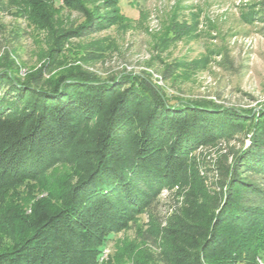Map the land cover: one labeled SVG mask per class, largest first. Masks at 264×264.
I'll return each mask as SVG.
<instances>
[{"label":"trees","instance_id":"trees-1","mask_svg":"<svg viewBox=\"0 0 264 264\" xmlns=\"http://www.w3.org/2000/svg\"><path fill=\"white\" fill-rule=\"evenodd\" d=\"M66 1L85 11L78 0ZM30 4L36 18L51 19L44 0ZM98 25L95 18L75 35L108 24ZM12 67L0 71V202L68 161L76 147L86 149V165L67 207L42 212L29 237L0 253V264H100L109 237L147 211L162 189L194 185L198 191L193 152L239 133L252 135L248 149L233 154V164L222 170L219 196L205 197L209 205L188 194L189 207L168 229L170 257L174 264L264 260V110L253 115L205 103L172 104L144 75L95 85L86 76L46 83L39 71L20 82ZM93 120L90 138H81ZM208 211L215 212L213 223ZM221 224L238 231L220 238Z\"/></svg>","mask_w":264,"mask_h":264},{"label":"rangeland","instance_id":"rangeland-1","mask_svg":"<svg viewBox=\"0 0 264 264\" xmlns=\"http://www.w3.org/2000/svg\"><path fill=\"white\" fill-rule=\"evenodd\" d=\"M78 1L84 12L66 0H44L48 21L34 16L30 0H0V71L14 64L20 82L41 71L46 83L86 76L95 85L144 75L172 104L205 103L253 115L264 110V0ZM95 18L98 27L108 24L105 29L75 35ZM95 126L96 120L88 123L81 138H90ZM251 137L239 133L193 152L198 191L194 185L162 189L147 211L109 237L100 264H174L168 229L189 207L188 194L204 205L205 197H218L222 170L233 164L234 153L248 149ZM85 150L74 148L68 161L0 202V253L29 237L42 212L67 207L70 188L84 174ZM235 230L221 224L217 234ZM217 260L224 263H207Z\"/></svg>","mask_w":264,"mask_h":264},{"label":"built area","instance_id":"built-area-1","mask_svg":"<svg viewBox=\"0 0 264 264\" xmlns=\"http://www.w3.org/2000/svg\"><path fill=\"white\" fill-rule=\"evenodd\" d=\"M262 263V261H260V264Z\"/></svg>","mask_w":264,"mask_h":264},{"label":"bare ground","instance_id":"bare-ground-1","mask_svg":"<svg viewBox=\"0 0 264 264\" xmlns=\"http://www.w3.org/2000/svg\"><path fill=\"white\" fill-rule=\"evenodd\" d=\"M261 264H263V262Z\"/></svg>","mask_w":264,"mask_h":264}]
</instances>
